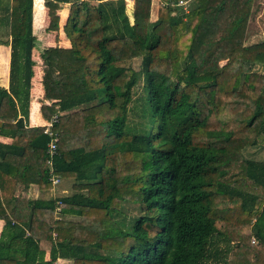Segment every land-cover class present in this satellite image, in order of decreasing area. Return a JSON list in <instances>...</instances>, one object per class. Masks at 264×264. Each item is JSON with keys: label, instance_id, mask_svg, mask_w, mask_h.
Segmentation results:
<instances>
[{"label": "trees", "instance_id": "16d2710c", "mask_svg": "<svg viewBox=\"0 0 264 264\" xmlns=\"http://www.w3.org/2000/svg\"><path fill=\"white\" fill-rule=\"evenodd\" d=\"M48 1L0 0V136L12 139L0 144V264H209L228 251L224 264H264V162L243 155L264 147V75L252 71L264 42L244 45L254 0H158L154 22L152 0H134L131 23L124 0ZM59 4L70 48L44 49L40 78L49 41L33 24ZM32 77L34 98L65 88L51 167L44 127H28ZM51 176L72 183L59 212L28 197ZM124 203L139 215L122 217Z\"/></svg>", "mask_w": 264, "mask_h": 264}, {"label": "rangeland", "instance_id": "374dc122", "mask_svg": "<svg viewBox=\"0 0 264 264\" xmlns=\"http://www.w3.org/2000/svg\"><path fill=\"white\" fill-rule=\"evenodd\" d=\"M43 1H45L47 4L50 3L49 1L47 2V0H43ZM133 1L134 0H124L125 14L128 17L130 23L132 22V13H133V5H134ZM184 1H186L185 5H180L181 7H187V4L190 2V0H184ZM159 7H160L159 2H154V3L151 2L150 9H149V20L151 22L156 21L158 17ZM61 13L63 14L65 13L64 6L61 7L60 5H49L48 11L42 13L41 15L38 14L39 24L34 30L33 40L36 39L37 41L38 39H44L46 37L50 38L51 40L55 38L56 40H58V37L59 36L61 37V33H62L61 30H62L64 22H62L61 20V23H59V28H58L57 27L58 25L56 24L57 21L55 20V15L57 14L59 15V17H61ZM174 14L175 12L171 11L170 15H174ZM2 32L3 31H0V38L2 36ZM263 42H264V0H254L252 10L250 13V17L248 20V25L246 29L245 38H244V45L251 46V45L260 44ZM48 48L63 49V47L58 46V45L56 47H48ZM48 48H45V49H48ZM43 51L44 50H42V52ZM41 53L39 55V59L41 60L42 65H43V61L41 59ZM0 54L2 58H5V55H4L5 50L0 49ZM6 62H7L6 58H5V61L4 60L2 62L0 61V67L1 68L4 67L2 71L0 70V75H3V76H0V79L5 77L6 72H8V69L5 72ZM132 68L136 72L139 71L140 69L139 59L133 60ZM252 71L264 75V67L262 66L256 65L252 68ZM42 74H43V70H42ZM50 84H51L50 87L48 86V88H44L45 90L42 89L43 90L42 95H38L39 97H37V99L41 98L44 102H46L45 106L48 108L51 106V103L57 102V99H58V95H57L58 91L56 90V87L54 85L55 81L50 82ZM143 84H144V80L141 77L138 83L136 84V86L132 90V103L128 107V114H127L128 123H130L131 125L139 121V118L137 115L136 103H137V99L142 94ZM52 97L55 98L54 101ZM35 99L36 98H34V100ZM47 101H50V103ZM32 105L33 107H35V109L37 108L36 104L33 103ZM243 155L246 159L264 162V147L260 149L258 148L245 149L243 150ZM71 190H72L71 181L62 180L61 184L53 191L52 193L53 195L49 198H51L52 200H59L62 197L69 196L72 193ZM29 196L30 198H32L34 195L32 192H30ZM121 215L122 217H125V218L137 217L139 215V212L135 205L124 203L122 205ZM67 219H70V218H67ZM70 220H73V219H70ZM251 242L254 243L255 241L251 239ZM232 245L233 244L231 243L230 247H233ZM226 246L227 245L221 241H218L216 244V248L219 249L220 251L226 250L227 249ZM229 255H230L229 251L224 252V256H222V253H220L219 258L212 259V261H210L209 264H224L225 261H227V258ZM220 257H222V260ZM46 259L48 260V256L46 257ZM54 264H73V263L72 261L57 260Z\"/></svg>", "mask_w": 264, "mask_h": 264}, {"label": "crops", "instance_id": "0c3cea01", "mask_svg": "<svg viewBox=\"0 0 264 264\" xmlns=\"http://www.w3.org/2000/svg\"><path fill=\"white\" fill-rule=\"evenodd\" d=\"M152 3L154 2H159V1H155V0H152L151 1ZM61 7L64 6L65 7V18H64V24H63V28H64V25H65V22H66V19H67V14H68V10H67V5H61L59 4ZM33 10H34V0H33ZM63 28L61 30V37L59 36L58 37V40L55 39H50L48 37L44 38V39H38V41H49L48 43L46 44H42V47L40 49V52L37 54V58H38V71H39V74H40V78H42L43 74H42V68H43V65H42V62L41 60L39 59V55L40 53L42 52V50H44L45 48H48V47H56L57 45L58 46H61L63 47V49H68L70 48V43L68 41V39L66 38L64 32H63ZM34 24H33V33H34ZM0 49L2 50H5V58L7 60V62L5 63L6 64V68H5V72L6 70L8 69V63H9V48L8 47H5V46H0ZM34 48L32 49V61H33V56H34ZM4 69L0 67V70L2 71ZM0 76H3V75H0ZM0 86L7 89L8 87V72H6V75L5 77H3L2 79H0ZM38 91H37V94L35 95L36 96V99L34 100V96H33V77L31 79V89H30V106H29V117H28V127L29 128H36V127H45L46 125L49 124V121L51 120L52 116L53 115H60V112L58 111V105L57 103L60 101V99L62 98V95L64 94L63 90L65 89L64 87H61V88H57L56 90L58 91V99H57V102H53L51 103V106L48 108L45 106L46 102H44L41 98H38L39 97L38 95H42L43 93V86H40L39 88V85H38ZM53 101H54V97H52ZM50 103V101H47ZM32 103L36 104L37 105V108L34 110V112L32 113L31 111V107L33 106ZM46 107V108H45ZM35 108V107H34ZM47 109V111H46ZM12 143V139H10L9 137H4V136H0V144L2 145H6V146H9L10 144ZM30 192L33 193V197L30 198L29 194ZM53 191H47V192H39L37 190V187L35 185H32L30 190H29V193H28V197L30 199H51L49 197H51L53 194ZM52 200V199H51ZM3 225H4V222L3 221H0V232L3 228Z\"/></svg>", "mask_w": 264, "mask_h": 264}, {"label": "built area", "instance_id": "2783aa9c", "mask_svg": "<svg viewBox=\"0 0 264 264\" xmlns=\"http://www.w3.org/2000/svg\"><path fill=\"white\" fill-rule=\"evenodd\" d=\"M183 4H184L183 1H179L178 2V5H183ZM58 116L59 115H53L51 120L49 121V124L46 125L45 128H44L45 129L44 130V134L47 137H49V139H50V141H49V143L47 145V151H46V155L48 156L47 164H48L49 167H51V161L56 155L57 146H58V143H59L58 134L55 133L54 131H52V125L57 122ZM49 181L51 182V189L52 190H54L58 186V184L60 183L59 177L51 176ZM60 204H61L60 200H56V212L60 211Z\"/></svg>", "mask_w": 264, "mask_h": 264}]
</instances>
